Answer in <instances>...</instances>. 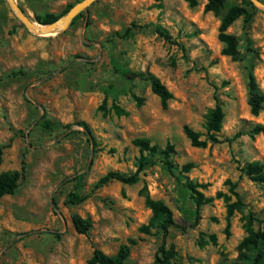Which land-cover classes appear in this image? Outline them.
Instances as JSON below:
<instances>
[{"label": "rangeland", "instance_id": "obj_1", "mask_svg": "<svg viewBox=\"0 0 264 264\" xmlns=\"http://www.w3.org/2000/svg\"><path fill=\"white\" fill-rule=\"evenodd\" d=\"M77 1L15 0L36 25L43 24L37 16L59 18ZM205 2L189 7L185 0H95L63 31L37 34L0 0V144L6 146L0 172L25 163L16 191L0 197V264H87L95 248L112 255L125 243V264H157L162 244L172 252L170 264H228L238 256L248 213L255 229L264 227V183L238 170L245 162L264 163V133H253L264 125V103L254 116L247 102L249 72L264 94V10L251 1L224 0L213 13L204 10ZM232 4L250 13L228 28L238 42L234 57L221 54L217 38ZM139 71L156 75L171 91L166 108L148 80L129 74ZM215 94L224 111L218 132L224 141L192 146L183 126L204 133ZM112 104L126 114H117ZM137 137L158 150L171 144L178 169L191 163L181 175L213 197L200 207L196 222L178 170L157 159L134 184L111 180L93 188L109 170L135 171ZM79 173L78 185L72 176ZM226 180L237 182L242 202L230 216L227 204L236 197ZM144 188L170 208L179 227L165 236L158 228L139 231L151 215ZM218 191L225 196L217 197ZM71 192L85 198L69 203ZM73 215L91 219L87 233L75 230Z\"/></svg>", "mask_w": 264, "mask_h": 264}, {"label": "trees", "instance_id": "obj_2", "mask_svg": "<svg viewBox=\"0 0 264 264\" xmlns=\"http://www.w3.org/2000/svg\"><path fill=\"white\" fill-rule=\"evenodd\" d=\"M189 7H194L197 5L198 0H185ZM264 1V0H263ZM247 4H251L249 0H246ZM224 0H206L204 3V10L211 11L213 13H218L223 7ZM73 4H68L64 10L66 13L68 9ZM82 12L78 13L70 23L81 15ZM240 16L245 19H250V13L245 7L238 4H232L228 7L226 12L223 14L218 27L217 38L222 43L221 54L234 57L238 53V42L234 34L228 32L229 26ZM57 18V15L52 13H46L44 16H37V21L39 23H50ZM134 26V25H133ZM153 29L155 32L159 33L166 39H170L168 31L160 25H154ZM130 28H127L126 32L122 35H127ZM18 73H23L21 70ZM134 77H139L146 79L150 83V89L152 93L158 96L160 104L163 108L167 107L169 99L172 98L171 91L165 86L161 80L152 73L145 74L144 72H133L129 73ZM248 105L250 113L257 116L263 108L264 94L261 93L257 87L254 75L248 73ZM215 103L212 107L208 108L205 113L204 129L205 132L194 130L188 125L183 126V132L189 139L192 146L203 147L206 146L208 142L216 143L222 142L224 139L220 138L218 132L220 131L224 118V111L220 103L219 97L214 95ZM112 109L117 114H126V110L121 108L116 104H112ZM88 128L85 129V133L88 134ZM264 133V125H256L253 128V133ZM202 136H204L202 138ZM132 143L138 148L140 156L136 162V169L132 173H122L116 170H109L102 176H100L94 183L93 188H98L111 180H117L125 184H134L139 180V174L144 169L146 165L157 159L158 161L164 163L169 170L179 172V181L182 185L187 188L190 192V198L195 206V222L199 218L200 207L212 200L213 197L205 196L199 189L198 183L193 182L186 176L181 175L182 172L187 171L191 167V163H186L181 166L180 169L177 168L171 160V155L173 153V146L167 144L163 150H158L155 145L150 143V140L145 137H137L132 140ZM6 146L0 144V162L3 155V150ZM238 170L241 175H246L249 179L264 183V163L260 161H249L238 166ZM25 171V163L21 162V167L19 170H5L0 172V197L8 194H13L18 185L19 180ZM83 177V173L72 176V179L77 178V184H80V180ZM229 185V190L235 195L236 200L234 202L227 204V215L230 216L235 208L241 207L242 202L240 200L238 192L235 190L237 182H232L226 180ZM141 194L144 196L145 205L151 210V215L148 221L141 226H139V231L145 234L151 233L152 228H158L162 231L163 236L166 235L170 227H179V225L174 221L172 217V212L170 208L161 200L153 199L147 190L144 188L141 190ZM217 197L225 196L221 191L216 193ZM85 196L78 195L75 192L69 193L67 201L69 203L81 202ZM253 214L251 212L246 216V221L244 223V228L246 230V235L238 243V256L235 261L228 264H264V227H259L255 229L253 226ZM72 223L75 230L79 233H87L92 227V221L89 218H83L79 215L72 216ZM229 220L226 223V233L228 232ZM48 231V230H47ZM33 231L25 232V234L31 233ZM212 241H215L214 235H209ZM131 244L135 243L134 239H129ZM130 252V244H122L119 246L118 250L112 254H106L101 249L95 248L92 251L91 256L87 259V264H125ZM172 257V252L165 249L164 244L159 247L155 255V262L157 264H170V259Z\"/></svg>", "mask_w": 264, "mask_h": 264}, {"label": "water", "instance_id": "obj_3", "mask_svg": "<svg viewBox=\"0 0 264 264\" xmlns=\"http://www.w3.org/2000/svg\"><path fill=\"white\" fill-rule=\"evenodd\" d=\"M95 0H79L74 3L68 11L61 17L55 19L50 23L40 24L39 26H35L34 22H32L21 10L19 5L15 2V0H7L9 6L14 11L16 16L23 22V24L31 29L33 32L37 34H47L51 32H60L63 31L71 22V20L81 11L86 10V8ZM256 7L264 10V3L260 0H250Z\"/></svg>", "mask_w": 264, "mask_h": 264}, {"label": "bare ground", "instance_id": "obj_4", "mask_svg": "<svg viewBox=\"0 0 264 264\" xmlns=\"http://www.w3.org/2000/svg\"><path fill=\"white\" fill-rule=\"evenodd\" d=\"M35 26H39V25H36V24H35Z\"/></svg>", "mask_w": 264, "mask_h": 264}]
</instances>
